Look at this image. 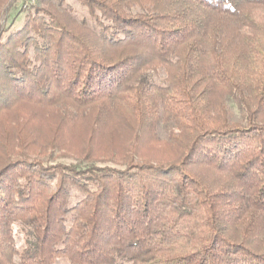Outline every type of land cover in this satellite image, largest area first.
Instances as JSON below:
<instances>
[{
	"label": "trees",
	"instance_id": "16d2710c",
	"mask_svg": "<svg viewBox=\"0 0 264 264\" xmlns=\"http://www.w3.org/2000/svg\"><path fill=\"white\" fill-rule=\"evenodd\" d=\"M263 11L40 0L0 23V264H264Z\"/></svg>",
	"mask_w": 264,
	"mask_h": 264
},
{
	"label": "rangeland",
	"instance_id": "374dc122",
	"mask_svg": "<svg viewBox=\"0 0 264 264\" xmlns=\"http://www.w3.org/2000/svg\"><path fill=\"white\" fill-rule=\"evenodd\" d=\"M9 1L8 4H5L4 2ZM72 1V0H71ZM40 0H3V2L0 4V12L3 10L4 7H6V17H1L0 13V23L6 22V26H12V27H19L22 23V21L25 18V15L27 12L37 4H39ZM259 13V12H258ZM261 17L264 18V11L259 13ZM64 135V134H63ZM60 135V136H63ZM44 152V153H43ZM43 152L38 155L41 159H43L45 156H49L51 159L50 161H67L72 162L75 158V153L71 151H66L63 149H53V148H47L43 150ZM18 244L20 245V239L18 238Z\"/></svg>",
	"mask_w": 264,
	"mask_h": 264
}]
</instances>
